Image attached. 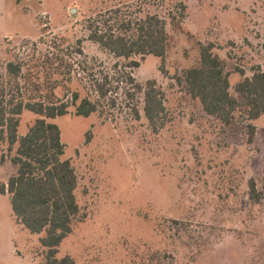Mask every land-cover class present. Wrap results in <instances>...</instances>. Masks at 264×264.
Masks as SVG:
<instances>
[{
	"label": "rangeland",
	"instance_id": "rangeland-1",
	"mask_svg": "<svg viewBox=\"0 0 264 264\" xmlns=\"http://www.w3.org/2000/svg\"><path fill=\"white\" fill-rule=\"evenodd\" d=\"M116 8L166 20L170 45L163 72L153 56L125 68L127 62L88 40L87 20ZM54 41L68 54L82 49L83 56H68L88 71L74 67L73 92L96 99L92 81L104 77L110 91L102 112L75 117L71 107L51 121L65 145L63 159L76 172L80 208L57 258L69 256L76 264H264V201H251L248 190L250 180L263 187L264 115L248 122L242 105L222 126L190 98L183 77L197 62V43H211L241 102L236 69L247 77L264 72V0H0V63L46 52ZM123 73L141 85L154 81L163 93L166 118L157 131L144 116L142 95L124 97ZM56 93L64 96L61 88ZM36 118L22 114L19 136ZM249 124L256 128L251 143ZM5 150L0 147V157ZM16 170L6 159L0 185ZM42 236L18 224L9 196L0 195V264L42 263Z\"/></svg>",
	"mask_w": 264,
	"mask_h": 264
},
{
	"label": "trees",
	"instance_id": "trees-1",
	"mask_svg": "<svg viewBox=\"0 0 264 264\" xmlns=\"http://www.w3.org/2000/svg\"><path fill=\"white\" fill-rule=\"evenodd\" d=\"M183 17L181 13L180 18ZM170 20L181 29V22L175 16L170 15ZM166 26V20L156 14L132 16L121 8L100 13L86 22L88 40L115 59L127 62L125 68H138L137 58L143 61L153 56L160 60L162 72L170 45ZM59 42L64 43V40ZM59 46L54 41L46 52L36 49L31 54L13 55L12 60L0 63V147H6L5 155L0 157V166L9 159L17 168L15 176L0 185V195L9 196L18 224L31 234H43L39 242L46 253L39 264H76L69 256L57 258L60 245L72 233L80 208L75 195L78 178L71 162L63 159L65 145L58 127L51 121L67 116L71 107L75 117L88 118L102 112L99 108L110 92L105 88L107 77L92 81L96 99L90 94L81 97L73 92L69 84L74 67L81 68L82 73L88 71L86 63H74L68 56L81 57L83 52L79 46L68 54ZM197 48V62L183 76L190 98L222 126L231 124L233 114L242 105L246 108V121L260 119L264 115V72L257 69L247 77L242 70L236 69L242 77L234 85V91L241 96L240 102L230 92V74L225 62L215 53L214 45L197 43ZM121 78L125 83L126 100L134 101L136 96L142 95V109L150 127L154 131L163 127L166 118L164 95L156 83L147 81L141 85L130 73H123ZM60 88L64 91L62 98L56 93ZM67 94L71 96L69 101H66ZM24 112L37 118L28 132L19 136L20 117ZM132 112L138 118L135 107ZM247 128L251 143L256 128L251 124ZM248 190L251 201H264V182L258 190L250 180Z\"/></svg>",
	"mask_w": 264,
	"mask_h": 264
},
{
	"label": "crops",
	"instance_id": "crops-1",
	"mask_svg": "<svg viewBox=\"0 0 264 264\" xmlns=\"http://www.w3.org/2000/svg\"><path fill=\"white\" fill-rule=\"evenodd\" d=\"M258 121V120H257Z\"/></svg>",
	"mask_w": 264,
	"mask_h": 264
}]
</instances>
